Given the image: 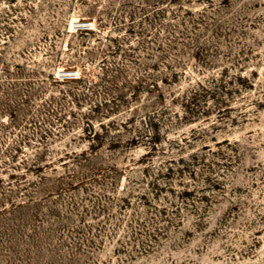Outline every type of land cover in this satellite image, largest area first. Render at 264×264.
Wrapping results in <instances>:
<instances>
[{
	"label": "rangeland",
	"instance_id": "rangeland-1",
	"mask_svg": "<svg viewBox=\"0 0 264 264\" xmlns=\"http://www.w3.org/2000/svg\"><path fill=\"white\" fill-rule=\"evenodd\" d=\"M0 264H264V0H0Z\"/></svg>",
	"mask_w": 264,
	"mask_h": 264
},
{
	"label": "bare ground",
	"instance_id": "bare-ground-1",
	"mask_svg": "<svg viewBox=\"0 0 264 264\" xmlns=\"http://www.w3.org/2000/svg\"><path fill=\"white\" fill-rule=\"evenodd\" d=\"M83 23H88V24H91L92 22H89V21H85V22H83Z\"/></svg>",
	"mask_w": 264,
	"mask_h": 264
}]
</instances>
